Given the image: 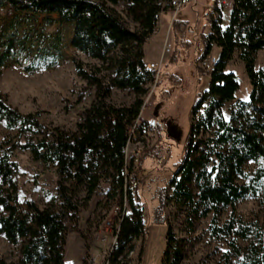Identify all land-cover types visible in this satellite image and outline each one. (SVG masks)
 I'll list each match as a JSON object with an SVG mask.
<instances>
[{"label":"trees","instance_id":"16d2710c","mask_svg":"<svg viewBox=\"0 0 264 264\" xmlns=\"http://www.w3.org/2000/svg\"><path fill=\"white\" fill-rule=\"evenodd\" d=\"M168 1L0 0V7L9 12L54 14L60 23L71 24V45L101 63L89 70L74 62L76 75L94 88V98L74 131L48 128L38 121V113L19 112L0 92V121L17 129L14 139L0 142V233L9 243H20L16 261L0 258V264H70L64 260L67 235L82 234L80 214L101 181L108 183L107 195L118 198L120 207L126 198L130 211L122 210L119 216L107 264H121L133 241L144 233L142 203L135 202L125 186V147L130 126L141 120L146 84L155 80L154 71L142 68L143 45L154 33L158 15L169 11ZM106 3L121 5L135 28L127 27ZM179 22L174 17L172 31ZM209 26L200 57H206L213 45L219 55L209 72L208 88L194 97L182 155L167 186L159 189L151 224L167 223L163 209L171 201L184 211L188 224L210 216L209 235L225 246L213 250L216 264H264V67L255 69L256 54L264 50V0H232L228 24L221 26L217 11ZM235 52L244 63L251 90L247 101H235L225 119L223 106L239 88L236 76L225 71ZM103 69L109 71L106 80L100 75ZM158 79L159 75L156 84ZM113 87L131 90L135 99L127 105L108 102ZM14 149H27L34 160L55 167L54 205L40 208L33 200L20 198V167L11 159ZM66 182L83 187L80 202ZM247 197L258 206L250 217L234 209ZM227 209L229 214L220 222ZM182 252L168 226L160 264H180Z\"/></svg>","mask_w":264,"mask_h":264},{"label":"rangeland","instance_id":"374dc122","mask_svg":"<svg viewBox=\"0 0 264 264\" xmlns=\"http://www.w3.org/2000/svg\"><path fill=\"white\" fill-rule=\"evenodd\" d=\"M232 0H190L175 15L177 31L171 30L172 13L162 15L166 22L165 33L155 32L146 39V54L156 62L155 80L146 84L142 95L140 118L129 128L130 141L125 147V166L128 176H135L136 188L133 200L142 203L146 220L144 233L133 241V249L121 264H160L166 245L167 227L182 247L180 264H216L213 250H224L209 235L210 216L186 222L184 211L173 202L163 209L166 224H151L154 208L158 204V192L174 170V164L182 155L190 116V108L196 94L209 85V72L202 65L203 35L210 32L209 20L221 14V26L228 24ZM106 5L115 12L130 29L135 28L122 11L121 5ZM162 13H160L161 15ZM170 15V18H169ZM174 23V22H173ZM157 37L156 40L151 37ZM72 25L62 24L54 14L43 15L32 11L9 12L0 7V92L7 102L21 113H38V121L48 128L58 127L74 131L81 121L83 110L94 98V88L87 86L74 69V62L94 70L101 63L71 45ZM151 39V40H149ZM170 45L169 51L166 47ZM144 47V45H143ZM219 48L213 46L207 61L217 59ZM264 67V50H258L255 69ZM226 72L233 73L239 88L232 101L223 106L225 119L236 100L247 101L251 90L244 63L238 52L227 63ZM100 75L106 77L108 70ZM159 75L158 83L156 78ZM135 94L129 89L111 88L108 102L116 105L130 104ZM202 111L199 110V113ZM140 130H137L139 126ZM17 129H8L0 121V142L14 139ZM141 157V159H139ZM11 159L18 163V192L22 200H33L38 207L54 205L55 185L58 180L55 167L34 160L27 149H14ZM140 160V161H139ZM252 164H249V168ZM80 202L85 191L75 183H65ZM109 185L101 181L98 188L80 214V233L67 235L64 260L70 264H107L115 244L114 230L122 210L129 211L126 198L120 207L119 199L107 195ZM237 213L250 217L258 210L250 198L234 205ZM227 209L219 218L222 222L229 214ZM20 243L11 244L0 233V258L16 261Z\"/></svg>","mask_w":264,"mask_h":264},{"label":"built area","instance_id":"2783aa9c","mask_svg":"<svg viewBox=\"0 0 264 264\" xmlns=\"http://www.w3.org/2000/svg\"><path fill=\"white\" fill-rule=\"evenodd\" d=\"M190 0H169L168 1V6H169V11L172 13L171 17L174 18L176 13L183 7L185 6ZM155 32V31H154ZM170 45L166 47V51H169ZM207 56L203 57L201 62L206 71L211 72L214 67L215 59L211 58L209 61H207ZM142 68L145 72H150V71H156L158 69L157 63L156 62H147V61H142ZM137 185L136 178L135 176H127L125 179V186L132 192L133 189L135 190ZM130 212V211H128Z\"/></svg>","mask_w":264,"mask_h":264},{"label":"crops","instance_id":"0c3cea01","mask_svg":"<svg viewBox=\"0 0 264 264\" xmlns=\"http://www.w3.org/2000/svg\"><path fill=\"white\" fill-rule=\"evenodd\" d=\"M168 12L169 11H166L165 13H162L161 15L160 14L158 15L157 22H156V29L155 30L159 31L160 33H163V32L165 33V30H166V22H165L164 19H162V15L169 14ZM169 18H170V15H169ZM151 39L156 40L157 37L153 36V37H151ZM151 39H149V40H151ZM146 43H144V47H143L144 56H145V58H148V59L151 58L152 59L154 57H152V56L149 57L146 54V49H145Z\"/></svg>","mask_w":264,"mask_h":264},{"label":"bare ground","instance_id":"6f19581e","mask_svg":"<svg viewBox=\"0 0 264 264\" xmlns=\"http://www.w3.org/2000/svg\"><path fill=\"white\" fill-rule=\"evenodd\" d=\"M152 73V72H151Z\"/></svg>","mask_w":264,"mask_h":264}]
</instances>
